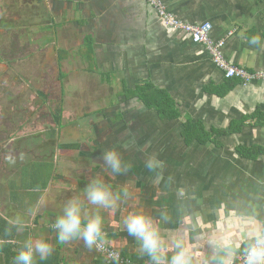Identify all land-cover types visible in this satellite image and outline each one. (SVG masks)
<instances>
[{"label": "crops", "instance_id": "1", "mask_svg": "<svg viewBox=\"0 0 264 264\" xmlns=\"http://www.w3.org/2000/svg\"><path fill=\"white\" fill-rule=\"evenodd\" d=\"M164 2L170 12L187 23H210L211 37L226 40L224 52L231 64L249 72H264V0ZM97 3L100 8L97 6L96 19L109 43L100 48V58L104 64L111 65L110 59L116 60L114 70L105 73H119L131 86L151 80L166 89L183 115L202 122L208 130L216 128L227 132L219 139L222 147L212 143L194 145L197 152L193 168H180V178L170 183H166L165 177L163 183H154L153 174L147 169L140 176L139 157L131 164L132 154L121 152L130 165L127 174L116 176L105 171L100 160L105 150L100 143L89 146L91 150H98L92 153L84 151L80 143L76 150L60 148V144L74 142L35 140L38 144L35 145L30 140V143L26 141L30 145H25L21 140L17 146L11 140L16 150H0V264H14L13 258L25 242L39 240L50 243L54 251L44 260L34 256V264H107L96 249L86 248L82 239L67 243L57 240L52 224L69 199L80 202L82 215L88 218L98 215L105 242L138 264H148V258L139 255L137 242L124 227V218L130 213L147 214L154 219L167 258L174 253L172 239L177 235L183 237L192 264H208L211 253L206 241L209 235L242 247L245 233L264 224V80L249 84L240 79L227 82L205 47L194 44L185 32L166 27L146 0H98ZM58 6L57 3L62 11ZM120 10L125 16L121 19ZM83 20L84 25L92 23ZM111 35L117 39H109ZM253 36L260 37L259 45L248 43ZM62 48L57 45V51L66 49L69 57L64 61L67 62L71 58L69 49ZM244 119L242 131L231 132ZM9 141L1 140L7 146ZM238 147L251 151L246 157L237 151ZM26 148H31L28 152L37 158L34 166L38 167L39 174L33 175L35 183L21 172L22 168H33L32 164H25V157L18 156L26 154ZM230 148L233 150L229 152ZM70 153L68 159L78 163L79 170L74 168L70 172L62 164ZM82 158L87 162L83 163ZM93 179L102 180L116 192L113 195L128 192L123 186L128 180L135 185L140 197L132 196L128 200L122 196L118 207L111 209L91 205L84 189ZM161 210L169 213L168 223L159 220ZM16 217L23 221L20 230L11 228L9 223ZM238 254L228 259L227 264H236Z\"/></svg>", "mask_w": 264, "mask_h": 264}, {"label": "rangeland", "instance_id": "2", "mask_svg": "<svg viewBox=\"0 0 264 264\" xmlns=\"http://www.w3.org/2000/svg\"><path fill=\"white\" fill-rule=\"evenodd\" d=\"M97 1L0 0V51L4 60L0 61V142L1 137L10 140L8 146L1 142L0 150L13 152L16 150L13 144L19 146L21 140L25 145H30V140L35 145H38L35 140H60L61 143H80L84 151L93 153L98 150H91L89 146L100 143L104 150L117 148L124 154L134 155L131 164L138 157L140 161L156 154L165 162L164 177L178 179L180 168L194 167L197 148L183 144L179 136L180 123L162 122L156 113L148 111L136 100L126 101L121 74L105 73L109 69L114 70L116 60L110 59L113 62L111 65L104 64L100 58V48L109 43L96 19L100 8ZM57 3L62 11L57 8ZM118 16L119 19L125 17L121 10ZM83 19L92 21L91 25L78 21ZM54 24L63 26L57 28L56 34ZM88 34L93 35L97 42V70L93 72L89 71L87 62L73 55ZM115 38L112 35L109 37L111 40ZM58 44L62 49L68 48L71 57L69 61L62 62V78L58 65ZM68 57L66 55L64 60ZM126 85L131 86L127 82ZM38 92L43 93L45 98L39 97ZM60 105L64 108L63 121L57 128L52 114ZM119 115L121 118L117 119ZM130 133L135 135L136 144L125 149L121 143L131 139ZM30 149L26 148V154L18 156L21 159L25 157L27 166L33 165L32 169L22 168L21 172L35 183L33 175L36 172L39 174V171L34 166L37 158L28 152ZM231 150L233 148L229 152ZM71 154L67 155L65 162L62 160V164L73 172L80 166L68 159ZM81 160L87 162L86 158ZM41 172L44 173V169ZM123 186L128 188V200L132 196L140 197L132 182L127 180ZM144 195L141 193V196Z\"/></svg>", "mask_w": 264, "mask_h": 264}, {"label": "clouds", "instance_id": "3", "mask_svg": "<svg viewBox=\"0 0 264 264\" xmlns=\"http://www.w3.org/2000/svg\"><path fill=\"white\" fill-rule=\"evenodd\" d=\"M248 43L259 45V36H253ZM131 139H125L121 147L128 149L136 144L134 134H129ZM102 167L105 171L113 175H125L129 171L130 165L126 163L122 154L117 148H110L100 154ZM144 167L153 174V182L164 181L165 162L156 154H151L144 160ZM172 177L167 178L166 183H170ZM87 201L94 206L106 208L118 207V202L122 196L127 198L128 192L113 195V192L100 179H93L84 189ZM83 209L76 199H69L63 205L62 214L58 215L52 224L56 231L57 240L67 243L71 240L82 239L84 246L89 250L96 249L102 251L101 245L105 242V233L102 229L101 218L97 215L92 218L82 215ZM171 217L166 210H161L159 220L168 223ZM11 228L20 230L23 221L16 217L9 221ZM124 227L129 236L133 237L139 246V255L148 258V264H192V258L185 248L183 237L177 235L172 239L174 253L170 258L163 254L164 243L161 238L159 226L154 219L142 213H130L124 218ZM11 228L8 231H11ZM207 247L210 250L208 264H227L228 259L237 253L242 255L243 264H264V224L247 231L244 235V244H233L231 241L225 242L214 235L207 238ZM54 249L45 240L33 243L27 241L14 256V264H34V256L38 255L41 260L46 259L53 253ZM110 257L116 264L119 261L118 253H110Z\"/></svg>", "mask_w": 264, "mask_h": 264}, {"label": "trees", "instance_id": "4", "mask_svg": "<svg viewBox=\"0 0 264 264\" xmlns=\"http://www.w3.org/2000/svg\"><path fill=\"white\" fill-rule=\"evenodd\" d=\"M80 23H85L83 20H78ZM62 24H54L55 34L57 32V28H59ZM95 38L93 35H86L84 38V42L80 48L73 54H76V57H79L82 61L87 62L89 64V71H96L97 61L95 60V49H94ZM90 50V52H88ZM68 55L65 50H58V65L61 71V78L64 76L62 72L61 66L64 61V57ZM0 61H4L1 57L0 51ZM102 74V72H101ZM235 80V79H233ZM230 82L231 80H226ZM122 86L124 89V96L126 101L136 100L141 106L147 109L150 112L156 113L159 120L162 122L166 121L169 123H180L181 130L179 136L182 139V142L185 146L191 147L193 145L206 146L210 143L214 144L216 147H222V142L220 137L225 135L227 132L225 130H220L216 128H211L208 130L204 127V124L200 121H195L191 116L183 115L178 109V104L176 100L172 97V95L164 88L159 87L151 80H146L142 82L136 83L134 86H127L126 81H122ZM225 86H223L224 88ZM62 92L64 93V89L62 88ZM227 93V92H226ZM222 95V93H218ZM225 94V93H224ZM39 97L45 98V95L41 92H38ZM63 105H60L53 112V119L57 128H60L63 121ZM121 118L119 115L117 119ZM247 117H245L246 119ZM245 119L240 121L234 127L231 132H239L242 131V124L245 123ZM54 133V129L52 130ZM1 139H5L4 137ZM80 147L79 144H60V148L66 150H76ZM259 148V147H256ZM237 151L242 153L247 157V153L251 150L243 147H238ZM250 155V154H249ZM140 164L138 168V172L140 176H142V172L146 169L144 167V163L138 162ZM58 264V263H57Z\"/></svg>", "mask_w": 264, "mask_h": 264}, {"label": "built area", "instance_id": "5", "mask_svg": "<svg viewBox=\"0 0 264 264\" xmlns=\"http://www.w3.org/2000/svg\"><path fill=\"white\" fill-rule=\"evenodd\" d=\"M150 7L155 11L161 22L170 29L185 32L190 36L194 44H199L205 47L209 53L211 60L217 68H219L224 78L227 80L240 79L244 83L264 80V72H249L244 68L231 64L225 56V39L215 40L211 37L212 26L210 23L191 24L180 19L169 11L164 0H146ZM102 251H98L107 264H116L110 257V253H118V264H138L131 257L124 256L120 251L106 242L101 245ZM236 264H243L242 255L236 257Z\"/></svg>", "mask_w": 264, "mask_h": 264}]
</instances>
